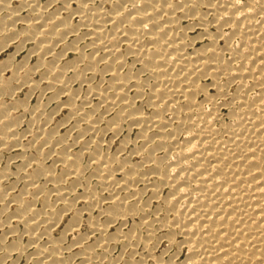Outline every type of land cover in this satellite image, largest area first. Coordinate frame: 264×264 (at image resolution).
<instances>
[{"label": "bare ground", "instance_id": "bare-ground-1", "mask_svg": "<svg viewBox=\"0 0 264 264\" xmlns=\"http://www.w3.org/2000/svg\"><path fill=\"white\" fill-rule=\"evenodd\" d=\"M43 1L0 0V55L37 61L0 59V264H264V0Z\"/></svg>", "mask_w": 264, "mask_h": 264}, {"label": "rangeland", "instance_id": "rangeland-1", "mask_svg": "<svg viewBox=\"0 0 264 264\" xmlns=\"http://www.w3.org/2000/svg\"><path fill=\"white\" fill-rule=\"evenodd\" d=\"M48 0H44L43 2H47ZM62 1V0H61ZM61 1L59 2H57V3H55V4H53V6L54 7H50V9H57L59 6H61ZM14 4L16 5V2H14ZM56 5H58V6H56ZM56 6V7H55ZM27 15H29V11L26 9V10H22L21 12H20V16H22V18H24V17H28ZM73 21H77V18H73ZM20 25V26H19ZM17 26H19V27H17ZM17 26H16V28L18 29V30H21V28H22V26H23V24H21V23H18L17 24ZM30 41H28V42H26L25 44H24V50L22 49L21 51H19L18 50V46L20 45V41L19 40H14L13 41V43L11 44V45H9L8 47H7V49H4V51L1 53V55H0V59L1 58H3V59H7L8 58V55L9 56H12V54H14L13 55V59L15 60L14 62L16 63V64H18V63H21V61H25L26 60V62H27V59H28V62H27V65H29L30 64V66H34L36 63H37V61H36V56L34 55V54H30L29 55V50L31 49L32 50V42H30ZM13 44H15V45H13ZM22 44V43H21ZM11 46V47H10ZM13 46V47H12ZM28 46V47H27ZM20 47H21V45H20ZM22 48H23V46H22ZM60 48H62V46L61 47H59V49ZM18 51H17V50ZM30 50V51H31ZM15 51H17L18 52V54L16 53H14ZM27 53H28V55H27ZM72 54H69L68 56L70 57V58H72L73 57V55L71 56ZM25 56L26 57H28V58H26V59H24L25 58ZM66 57L65 59H67V60H69V57ZM24 57V58H23ZM31 57V59L29 60V58ZM47 57H49V56H47ZM47 57H46V59H47ZM22 58H23V60H22ZM3 59H1V60H3ZM19 61H18V60ZM35 59V60H34ZM23 61V62H24ZM34 61V62H33ZM22 62V63H23ZM33 62V63H32ZM38 74V75H37ZM37 74H35L34 76H36V77H34L35 79H37L38 81H39V79L41 78L40 77V74L39 73H37ZM98 82V81H97ZM76 87H78V85L77 84H75L74 85V88H76ZM28 88L27 87H23L20 91H18L17 93V98H19V99H24V98H27L29 101H28V105L29 106H34V105H36V103H37V100H38V103L40 102V101H42L41 102V104H45L46 103V101H48L49 100V94L50 93H46V94H44L45 96H42V95H39L41 92H39V91H34V93H30V94H28V96H25L27 93H29L28 92V90H27ZM85 91L86 90V87H84L83 89H82V91ZM35 93H36V95H35ZM39 93V94H38ZM31 94H33V96L31 95ZM24 95V96H23ZM31 95V97H29ZM19 96V97H18ZM39 96H41V100H40V97ZM39 98V99H38ZM63 98V100H64V98L65 97H62ZM46 99V100H45ZM40 100V101H39ZM37 103V104H38ZM53 103V104H52ZM48 104H50V105H48ZM47 105V108H48V112H52V110H53V112H55V113H53V117L54 118H56V119H52V122H50V124L53 126L54 125V127H56L57 126V128L58 127H62V128H58V134H59V136H65V134L68 136V137H66L67 138V143H69V144H73L74 143V135H75V132L73 131V125H74V123L75 122H73V120H70L69 121V123H63V124H61V121L63 120L64 121V119H67V116H68V112H67V109H65V107H63V108H61L60 109V112H59V110L57 111V110H55V108H56V104H55V102H49ZM55 104V105H54ZM52 105V106H51ZM51 106V107H50ZM51 109H50V108ZM63 110V111H62ZM57 112V113H56ZM59 112V113H58ZM56 115V116H55ZM28 116V117H27ZM30 118V115H26V118H25V122L28 120V119ZM58 119V120H57ZM23 123V126L21 127V129L22 130H24V129H26L27 128V124L26 123ZM65 122H68V120H65ZM56 125V126H55ZM67 126V127H66ZM72 128V129H71ZM69 130H72L70 133H69ZM68 131V132H67ZM72 132H73V134H72ZM125 133V132H124ZM123 133V134H124ZM69 134V135H68ZM71 135V136H70ZM130 139L132 140V141H134L135 140V137H136V135H135V132H132L130 135ZM70 137V139H68ZM73 139H72V138ZM109 137V138H108ZM111 135L110 134H107L106 135V139H105V141H106V143L108 142V141H111ZM121 138V139H120ZM122 138H123V136L121 135L119 138H116V140L111 144V147L109 146V149L107 148V147H105L106 148V152H111V153H115V152H117L116 150L118 149V147L120 146V142H121V140H122ZM132 141L126 146V148H125V151L123 150V153L121 152V155L123 154V155H129L131 152H132V150L134 149V144L132 143ZM106 145H108V143L106 144ZM131 145V146H130ZM117 146V147H116ZM129 147V148H128ZM79 148V149H78ZM75 150V151H74ZM80 150V144H79V146L78 145H75L74 144V147L72 148V152H77V151H79ZM108 150V151H107ZM127 153V154H126ZM8 157H9V155L8 154H6V158H5V161L3 162L4 163V165L6 164V161H7V159H8ZM134 158H132L133 160H131L133 163H139L140 162V160H141V158H140V156H139V158H138V156H133ZM136 160V161H135ZM86 161H87V158H86ZM3 163H2V165H3ZM47 163H51L50 161L49 162H47ZM14 166V165H13ZM12 165H11V168H12V170H14V167H13ZM58 170L60 171V168L58 167ZM14 179V180H13ZM13 179H11L12 181H15V178H13ZM19 184H17L16 185V189L14 188V190H12L11 191V193H12V196H17L18 194H20V192H21V190H22V188H23V185H22V182H18ZM18 188V189H17ZM82 192V190L80 189V190H78V193H81ZM16 193V194H15ZM148 196V197H147ZM144 199L145 200H149V194H148V192H145L144 193ZM147 197V198H146ZM82 200V201H81ZM81 202V203H80ZM83 202V203H82ZM78 203V204H77ZM76 203V205H75V210H77L78 209V211L79 210H82L83 209V206H84V201H83V199H80L78 202ZM80 203V204H79ZM156 204L157 203H154L153 205L154 206H156ZM80 206V207H79ZM41 207V203H39L38 204V208H40ZM77 207V208H76ZM98 212V210L97 211H95V214H98L97 213ZM71 213V215H69V212L67 213V215H65V217H64V219H63V224H62V222H60L56 227H57V229H56V227H55V229H53L54 231H55V234H54V236H58L62 231H63V229H64V226L66 225V224H68L69 223V220L71 219V217H73V215L74 214H72V212H70ZM87 216V215H86ZM85 216V217H86ZM84 217V218H85ZM67 219V220H66ZM85 220V219H84ZM113 227V226H112ZM83 228H84V226H83ZM82 228V229H83ZM84 230V231H83ZM81 232H85V228L83 229ZM81 232H80V234H81ZM72 234H71V232H69L68 233V238H66V240L64 241V243L65 244H69L70 243V240L72 239V236H71ZM70 237V238H69ZM26 238H23V242L24 243H26V240H25ZM10 242H9V241ZM8 244H10L11 242H12V239L11 238H8ZM69 241V242H68ZM92 242H94V240H91L90 241V243H92ZM163 243H161V244H159L158 246H157V249H156V251H155V254H157V255H159V254H161V252L163 253V251H166L167 253H164L163 255H165L164 256V258H166V259H169L170 258V256H171V254H173V252H174V250H175V248L173 249H170L169 250V248H168V244L166 243V242H164V241H162ZM119 246V247H118ZM166 246V247H165ZM117 248V249H116ZM122 246H120V245H115L112 249H111V253L109 254V256H108V260L107 261H109V260H115V259H117V262H116V264H126V262H127V264H128V260H130V257H129V254H130V252H128L129 251V249L128 248H126V249H123V251H122ZM116 249V250H115ZM140 251V252H139ZM139 251H138V254H142V252L143 251H141V249H139ZM122 253V254H121ZM136 255V258H138V257H140V255ZM156 255V256H157ZM23 258V259H22ZM182 258H183V256H182ZM11 259V260H10ZM10 259H8L6 262H4V264H29V261H27V260H25L26 259V257H24V256H22V257H20V260H19V258H18V255L17 254H14L13 255V257H11ZM16 259L18 260L17 262H16ZM10 260V261H9ZM15 260V261H14ZM9 261V262H8ZM20 261V262H19ZM27 261V262H26ZM8 262V263H7ZM13 262V263H12ZM16 262V263H15ZM150 263V262H149Z\"/></svg>", "mask_w": 264, "mask_h": 264}]
</instances>
